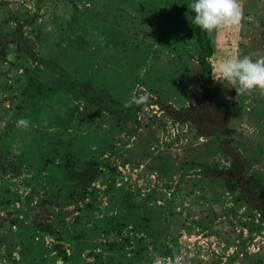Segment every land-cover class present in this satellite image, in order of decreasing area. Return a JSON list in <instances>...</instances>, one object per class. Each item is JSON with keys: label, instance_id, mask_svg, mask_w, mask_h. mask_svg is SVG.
I'll list each match as a JSON object with an SVG mask.
<instances>
[{"label": "rangeland", "instance_id": "obj_1", "mask_svg": "<svg viewBox=\"0 0 264 264\" xmlns=\"http://www.w3.org/2000/svg\"><path fill=\"white\" fill-rule=\"evenodd\" d=\"M159 1L164 0H0V29L11 31L17 22L37 15L36 22L26 27V35L36 46L38 58L54 59L58 51L65 53L58 58L68 67L60 71L64 78L72 77L79 86L82 80L75 79L76 75L85 73L94 87L124 104L133 95L144 94L181 110L195 105L203 91L198 44L191 17L173 12L170 2L155 11L152 6ZM241 3L244 18L239 27L209 33L216 50L210 60L213 76L220 58L252 55L256 59V53L264 54V0ZM180 34H187L186 45L192 49L178 56ZM75 50L88 61L82 64L69 55ZM15 51L16 46H11L7 59L0 62V143L8 137L27 142L38 131L53 135L56 128L43 129L44 118L62 117L63 135L81 136L74 148L57 147L56 160L72 165L75 158L69 151L81 160L92 152L110 167H103L93 186L106 190L113 173L116 187L109 199L103 197L100 212L90 217L69 206L72 213L67 224L54 220L56 235H48L31 229L35 216L52 220L42 209L33 210L37 197L27 203L31 188L26 179L33 176L27 172L0 176V264L14 260L18 264H64L54 258L57 251L53 249L63 246L70 254L72 238L80 239L83 233L92 243L82 254L87 263L95 262L99 254L105 264L110 259L112 264H152L153 251L168 256L165 252L171 249L173 257L182 255V264H264V228L258 227L261 217L238 204L237 195L221 183L200 176L205 168L198 164L231 167L219 139L200 138L160 106L142 107L138 125L121 123L105 111L76 101L63 87L40 105L29 104L32 92L58 81V72L37 66V61ZM21 62L26 70L20 68ZM30 79L36 83L31 85ZM231 87L214 79L213 88L221 97L243 107L242 118L232 123L236 134L231 147L239 148V156L248 161L249 174L264 175V93L257 89L237 96ZM208 113L210 119L215 117L212 111ZM21 118L30 120L31 126L18 128L16 122ZM7 146L13 154L20 152L18 146ZM258 199L253 196L252 202L260 204ZM104 213L120 216L125 224L115 228L123 231L99 232L98 227L106 225ZM125 238L129 244L120 258V251L102 246ZM135 250L141 255H134Z\"/></svg>", "mask_w": 264, "mask_h": 264}, {"label": "trees", "instance_id": "obj_2", "mask_svg": "<svg viewBox=\"0 0 264 264\" xmlns=\"http://www.w3.org/2000/svg\"><path fill=\"white\" fill-rule=\"evenodd\" d=\"M168 2L174 7L173 12L181 16L182 14H187L191 17V20L193 19L194 14L188 8V5L191 4L193 0L159 1L152 6V9L159 11L160 8L165 7ZM36 20L37 15H30L24 18L23 21L17 22L11 31L5 32L0 29V62H4L7 59L9 50L11 46L14 45L16 46L15 52L17 54L27 56L32 59L33 62L37 61V66L45 67L48 70L50 69L54 74L58 72V81L50 87H43L32 92L30 95L32 101H29V104L33 103L40 105L47 96L54 95L55 91L57 92L59 90V87H63L68 91L66 92L68 95L74 96L76 101L84 102L90 107L105 111L114 116L118 122H134L137 125V115L142 107L160 106L165 114L170 118H175L177 116L179 123L189 126L200 138H206L208 140L219 139L222 151L231 159V167L221 169L219 166L215 165L198 164L203 167V169L205 168L200 171L201 178L203 180L208 179L215 183H221L230 190L231 193L236 194L237 203L248 208L250 214L256 213L259 215L261 219L258 227L264 228V175L255 176L251 175V173L249 174L247 169V165H249L248 161L243 156H239V148L231 147L233 138L236 134V129L232 127V123L242 118L243 107L242 105L224 99L213 88V66L210 60L215 55L216 50L209 33L201 31L199 27L193 24V37L198 44L199 53L197 61L201 68L200 81L203 87L201 97L195 105L181 107V110H178L177 108L173 109L174 107L172 105L164 101L148 98L147 103H132L130 107H125V104L121 100L115 99L109 92L103 93L102 90H99L96 86L94 87L93 84L95 82L90 79V77L83 76L85 73L83 75L77 73L76 75L75 79L82 80L79 86L78 83H76L78 82L77 80L72 82V77H66L67 79L64 78L61 72H65L68 67L61 64L58 58L65 53L61 55V51H58V57L54 59H47L44 57L38 58L35 50L36 46L29 42L30 39L27 37L25 31L26 27L32 26ZM160 21L164 22L165 19H161ZM181 31L182 29L179 30V32ZM181 33L183 34V32ZM182 34L179 35L176 44V50L179 53L178 56H180V54H188L191 51L190 49H192L191 46L186 45L187 34ZM31 41L34 43L33 40ZM79 50H75L77 53L71 51L72 53L69 55L71 56L73 54V56L77 60L82 61L83 64V62H87L88 60L86 59L87 57H81L79 55ZM19 66L22 70H26L22 62ZM29 82L31 85H34L36 80L30 79ZM46 89L48 93L44 92ZM77 110L78 107L69 115L70 118H68V122L74 118V113L75 111L77 112ZM209 111L214 113L215 117L213 119L208 117ZM44 119L43 129L47 127L56 128L53 135H48V133L43 132L40 134L38 131V133L32 135L33 138L29 139L27 142H15V139L10 137L6 140H1L0 176L5 177L11 173L20 176L24 172L30 173L33 176L30 179H26L27 185L31 188V196L30 198L28 197L27 203L29 205V203L33 202L37 197V201H34L35 206L33 210L36 208L42 209L49 214V218L52 220L49 221V219L45 220L35 216L33 221L30 222L31 229L48 235H56L57 231H55L52 222L57 220L58 224H67V216L72 213L67 210L69 206H74V210L84 212L90 217L100 212L103 197L109 199V192L111 190L114 191L116 185L114 183V174L112 173V182L107 184L106 190L102 191L93 186L100 178V175L103 174V167H106L108 170L110 167L96 159V157L92 155V152H90L89 157L81 160L76 158L74 154L69 151L70 157L75 158L71 160L72 165L69 162L63 163V161H57L55 157L58 150L57 147L65 146L67 148H74L73 145L79 140L81 135L64 136L63 134L66 131L63 128H59L60 124H62V117L53 119L52 116H46ZM90 138L93 137L90 136ZM81 143L83 146L88 142L86 140ZM7 145L11 147L18 146L20 152L13 154L11 150L8 149ZM166 169L167 167H163V170ZM113 171H115V169H113ZM106 181L108 182V180ZM116 195L117 194L114 193V196ZM252 195L258 196L260 204L252 202ZM118 199L119 197L117 196L114 203H116ZM103 215L106 219V225L99 226V232L110 233L111 231H117L119 233L123 231V228H115V226H119V224H125L120 216L111 217L108 213H104ZM247 225L249 226V224ZM71 242L74 246L70 254L67 253V250L63 248V246L56 245L53 250L57 251V256L54 258H60L64 264H105L100 259L101 255L99 256V254H96L95 262L93 263H87L82 258L84 250L92 246V243L85 239L84 233L82 238H72ZM128 244L129 241L125 238L122 242L114 241L112 243H105L102 246L111 252L120 251V258L124 256V247ZM170 250L171 249L165 252V255L173 257L174 253ZM136 254H140V251L135 250L134 255ZM112 260L113 259H110L106 262L112 264ZM52 262L55 261L52 260ZM11 264L18 263L14 260Z\"/></svg>", "mask_w": 264, "mask_h": 264}, {"label": "clouds", "instance_id": "obj_3", "mask_svg": "<svg viewBox=\"0 0 264 264\" xmlns=\"http://www.w3.org/2000/svg\"><path fill=\"white\" fill-rule=\"evenodd\" d=\"M188 8L194 14L191 23L207 33L229 31L239 27L244 18L241 0H193ZM255 55L256 59H253L252 55H229L220 58L214 69V79L230 84L237 96L250 94L257 89L264 93V54ZM148 98V95L144 94L133 95L124 106L147 103ZM16 126L26 129L31 126V121L21 118L17 120ZM182 261V255L171 257L152 252V264H182Z\"/></svg>", "mask_w": 264, "mask_h": 264}]
</instances>
